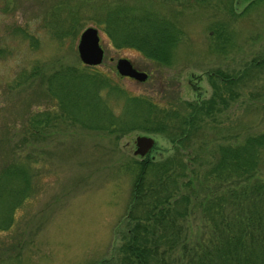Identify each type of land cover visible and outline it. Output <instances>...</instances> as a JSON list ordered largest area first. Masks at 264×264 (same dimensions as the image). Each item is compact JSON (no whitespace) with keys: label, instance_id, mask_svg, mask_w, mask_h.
<instances>
[{"label":"rangeland","instance_id":"rangeland-1","mask_svg":"<svg viewBox=\"0 0 264 264\" xmlns=\"http://www.w3.org/2000/svg\"><path fill=\"white\" fill-rule=\"evenodd\" d=\"M251 1L255 3L244 11ZM229 2L0 0V159H38L36 192L16 209L12 226L0 230V264H98L105 259L116 264L129 228L133 175L127 163L175 155L206 164L217 159L220 145L234 146L250 136L264 135V67L253 62L264 58V0H232V12ZM113 5L135 12L150 10L175 21L181 33L169 65L109 41L98 22L104 21ZM71 12L77 18L72 31L57 36L55 29L70 24ZM89 26L99 31L104 58L87 70L98 73L105 84L130 95L152 97L183 115L191 111L187 103L201 105L216 98L210 114L199 116L200 127L189 142L178 144L165 133L141 127L117 137L57 124L47 138L21 143L25 114L56 107L55 100L33 82L31 71L39 67L47 76L62 67L86 66L79 60L77 42ZM120 57L128 58L149 78L139 82L120 76L115 67ZM216 69L229 75L231 82L216 77ZM105 87L101 92L113 113L121 114L122 99L107 96ZM138 135L155 141L143 156L135 152ZM259 159V177L264 182V141ZM208 167L204 165L203 171ZM188 224L195 238L207 231L200 213L191 216Z\"/></svg>","mask_w":264,"mask_h":264},{"label":"trees","instance_id":"trees-1","mask_svg":"<svg viewBox=\"0 0 264 264\" xmlns=\"http://www.w3.org/2000/svg\"><path fill=\"white\" fill-rule=\"evenodd\" d=\"M254 3L251 1L244 11ZM228 7L232 12V0ZM70 14V24L55 29L57 36L72 31V22L77 18L73 12ZM103 20L98 24L115 47L136 48L145 57L169 65L173 45L181 33L173 19L150 10L135 12L113 5ZM253 62L256 67H264V58ZM87 68L91 67L76 64L55 69L47 76L39 67L33 68L30 77L55 100L56 107L25 114L21 143L45 139L57 124H69L116 133L117 137L141 127L165 133L179 144L190 141L191 134L200 127L199 116L210 114L216 104L214 97L205 101L206 105L187 103L191 111L183 115L178 108L160 105L152 97L130 95L105 84L97 78L98 73H90ZM215 76L230 81L221 70L216 69ZM105 86L107 96L115 94L122 99L121 114L113 113L101 92ZM263 141L264 135H260L234 146L220 145L217 159L207 161L205 171L202 159L185 160L175 155L127 163L133 175L129 228L116 264H264V182L259 177ZM37 161L0 159V230L12 226L16 209L36 192ZM196 213L205 219L207 229L197 238L188 224ZM109 261L98 264H111Z\"/></svg>","mask_w":264,"mask_h":264},{"label":"water","instance_id":"water-1","mask_svg":"<svg viewBox=\"0 0 264 264\" xmlns=\"http://www.w3.org/2000/svg\"><path fill=\"white\" fill-rule=\"evenodd\" d=\"M77 53L79 60L86 66L100 65L104 58V49L101 45L99 31L96 27L84 28L77 42ZM116 70L122 77L144 82L148 78L145 71L138 70L133 63L124 57L116 60ZM154 139L148 135H138L135 138V152L141 156L150 151L154 145Z\"/></svg>","mask_w":264,"mask_h":264}]
</instances>
